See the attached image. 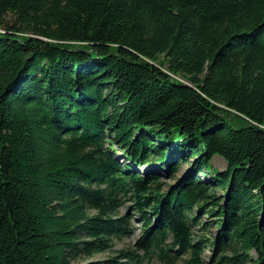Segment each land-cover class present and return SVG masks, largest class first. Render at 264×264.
<instances>
[{"label": "trees", "instance_id": "16d2710c", "mask_svg": "<svg viewBox=\"0 0 264 264\" xmlns=\"http://www.w3.org/2000/svg\"><path fill=\"white\" fill-rule=\"evenodd\" d=\"M102 253L264 264V0H0V264Z\"/></svg>", "mask_w": 264, "mask_h": 264}, {"label": "rangeland", "instance_id": "374dc122", "mask_svg": "<svg viewBox=\"0 0 264 264\" xmlns=\"http://www.w3.org/2000/svg\"><path fill=\"white\" fill-rule=\"evenodd\" d=\"M119 157H120V154H119ZM212 165H213V167H214V170H218V172H223V171H225L226 169H227V163H226V161L224 160V159H222L221 157H219V156H217V157H215L214 159H213V161H212ZM187 166V165H186ZM188 168V167H187ZM189 168H190V166H189ZM149 169H151V168H147V167H141L140 168V172L142 173V172H146V171H149ZM189 171V170H188ZM184 173H186L184 170L183 171H181L180 172V175H183ZM198 175H199V177H201L202 179H206L205 178V176L204 175H202V174H200V173H198ZM165 176V175H164ZM163 176V179L161 180V182L162 183H166L167 182V184H174L175 183V179L174 180H172V179H164L165 177ZM208 180V179H207ZM128 205H130V203H127L122 209H121V213L122 214H127L128 212H129V210L127 209V206ZM132 218V217H131ZM131 224L132 225H134V226H137V227H139V226H141V224L142 223H140L139 221H137V220H134V219H131ZM138 234L139 233H137V235H133L131 238H128V239H126V240H124V241H122V242H117L118 244H117V247H120V248H122L123 247V245L124 244H129L131 241H136L137 240V238H138ZM108 255L109 254H107V253H102V254H98V255H96V256H94L93 258H91L90 260H83V261H81V262H78L77 264H88V263H90V262H92V261H97L98 259H106L107 257H108ZM210 252L208 251V252H206L205 253V257H210ZM154 264H159V263H154ZM181 264H183V263H181Z\"/></svg>", "mask_w": 264, "mask_h": 264}]
</instances>
